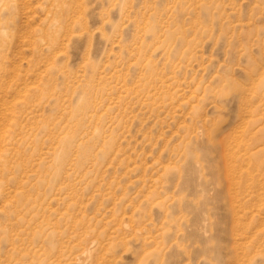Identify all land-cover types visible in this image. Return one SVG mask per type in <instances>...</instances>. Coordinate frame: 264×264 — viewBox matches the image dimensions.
Returning a JSON list of instances; mask_svg holds the SVG:
<instances>
[{
	"label": "rangeland",
	"instance_id": "obj_1",
	"mask_svg": "<svg viewBox=\"0 0 264 264\" xmlns=\"http://www.w3.org/2000/svg\"><path fill=\"white\" fill-rule=\"evenodd\" d=\"M85 263L264 264V0H0V264Z\"/></svg>",
	"mask_w": 264,
	"mask_h": 264
},
{
	"label": "bare ground",
	"instance_id": "obj_2",
	"mask_svg": "<svg viewBox=\"0 0 264 264\" xmlns=\"http://www.w3.org/2000/svg\"><path fill=\"white\" fill-rule=\"evenodd\" d=\"M94 244V243H93ZM86 264V263H85Z\"/></svg>",
	"mask_w": 264,
	"mask_h": 264
}]
</instances>
